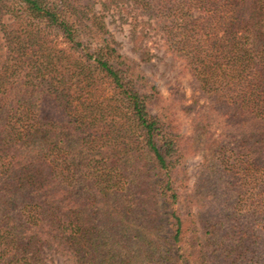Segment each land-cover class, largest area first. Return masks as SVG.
<instances>
[{
	"label": "trees",
	"instance_id": "16d2710c",
	"mask_svg": "<svg viewBox=\"0 0 264 264\" xmlns=\"http://www.w3.org/2000/svg\"><path fill=\"white\" fill-rule=\"evenodd\" d=\"M97 4L124 6L0 0V264H46L48 253L72 264H136L126 217L178 199L179 142L102 38L110 33ZM133 11L124 10L133 25L147 14L183 57L211 95L209 112L236 128L252 122L250 152L264 161V0H133ZM197 115L204 133L209 113ZM222 136L195 150L228 172ZM170 215L177 242L182 219Z\"/></svg>",
	"mask_w": 264,
	"mask_h": 264
},
{
	"label": "rangeland",
	"instance_id": "374dc122",
	"mask_svg": "<svg viewBox=\"0 0 264 264\" xmlns=\"http://www.w3.org/2000/svg\"><path fill=\"white\" fill-rule=\"evenodd\" d=\"M123 5L127 13L138 14L133 11V0H123ZM123 8L101 12L95 5L110 33L102 38L111 40L130 79L150 96L151 113L170 123L179 142L176 155L182 157L173 169L177 201L170 206L151 202L139 208L142 212L126 217L136 234L129 253L138 257L136 264H264V161L253 160L250 152L252 122L236 128L218 113L209 112L206 100L210 104L211 95L200 93L183 57L171 53L163 31L154 30V20L139 14L133 25ZM204 112L209 113V121L201 133L195 118ZM222 133L229 136L223 147L232 165L228 172L221 166L218 172L208 168L203 160L205 149L195 150L212 141L216 145L223 140ZM231 170L236 173L233 181L228 177ZM172 212L182 219L177 242ZM45 263L72 264L68 257L53 253L45 255Z\"/></svg>",
	"mask_w": 264,
	"mask_h": 264
}]
</instances>
